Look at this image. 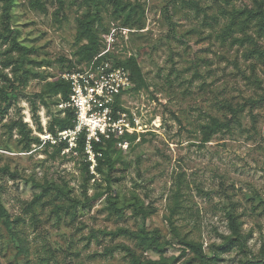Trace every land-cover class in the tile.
<instances>
[{
  "label": "rangeland",
  "instance_id": "rangeland-1",
  "mask_svg": "<svg viewBox=\"0 0 264 264\" xmlns=\"http://www.w3.org/2000/svg\"><path fill=\"white\" fill-rule=\"evenodd\" d=\"M116 1L135 8L131 26L123 27ZM38 2L13 0L8 18L0 0V204L9 221L6 227L0 220V264H130L126 248L142 261L161 257L118 229L158 231L160 242H171L163 256L184 264L194 254H182L165 220L179 185L181 205L194 216L175 225L204 255L217 256L208 264H264V62L254 53H264V0ZM237 10L251 14L247 24ZM87 15L97 16L92 27L101 42L116 29L112 56L104 60L135 57L148 86L119 101L148 133L136 134L126 150L116 148L118 181L109 187L85 169L82 153H57L38 136L60 109L58 96L41 98L45 83L86 66L76 63L84 43L76 38ZM250 97L253 104L229 128L202 142L212 119L226 121L223 105L240 108ZM17 121L29 137L10 128ZM111 190L120 200L136 195L152 211L146 222L130 210L110 214ZM229 210L244 248L224 246Z\"/></svg>",
  "mask_w": 264,
  "mask_h": 264
},
{
  "label": "trees",
  "instance_id": "trees-1",
  "mask_svg": "<svg viewBox=\"0 0 264 264\" xmlns=\"http://www.w3.org/2000/svg\"><path fill=\"white\" fill-rule=\"evenodd\" d=\"M5 1H6L5 12H7L6 14L8 15L9 18L10 16L8 14L9 12L8 10L13 4V0H5ZM38 1L39 0H36L37 4H39ZM114 4L117 6V9L119 10V11L116 10V13H119V15H123V24H122L123 27L127 28L128 26H131V23L133 22L136 14L135 8L130 5L121 6L120 5L121 3L118 1H116V3ZM33 5L34 3L32 2V6ZM235 13L244 17L245 18L244 22L246 24L249 21V18L251 17V14H246L244 10L242 11L237 10L235 11ZM233 16L235 17V15ZM259 19H260L259 22H262V20H264V13L261 14ZM96 20H97L96 15H87L85 19L78 20L79 26H78V34L76 40L77 43L81 42L82 40L84 41V43L81 46H79L78 51L76 53L77 64L84 63V65L87 66L95 57H97V55H99L105 49L104 48L105 45L103 44V42H101V37L98 36L96 31H94L92 27L93 22ZM233 22H234V18L231 19V23ZM8 31L9 34H11L12 36L14 32L11 29H8ZM103 31H105V29ZM106 31L105 34L109 32V29ZM17 33L18 32L16 31V34ZM114 45L115 43L113 44V46ZM14 46L17 49L23 48L20 46V43H18L15 40H14ZM24 52H27V50L24 49ZM254 53H256L260 59H263L264 62V53H262L258 49H256ZM111 56L112 55L108 52L101 59L104 60L105 57H111ZM7 66L8 65H4V68H6ZM114 66L123 67L129 71L131 82L134 85L133 89L131 90L138 92L143 88L145 89L148 88L146 81L142 76V72L139 67L138 61L135 57L130 56L126 60H119L118 62H116V64H114ZM71 68L69 70H71ZM43 88H45L43 92L42 91L40 92V96L42 99L46 97L53 98L58 96L59 99H54V103L56 105L67 102L69 100V94H70L69 85L60 78H56L51 82L45 83ZM248 104L251 105L253 104V98L251 97L248 98L245 101L244 105L241 106L240 108H233L229 105H223V107L228 110V117L226 121L222 123L217 119H212L211 124L204 127L205 131L202 135V139H201L202 142L203 143L209 142L211 136L220 132L219 130H221L222 128H229L230 123L238 119L239 114L244 110V108H246L245 105L247 106ZM60 113H64L63 117H60ZM58 114L59 116L53 117L48 125V132L53 135L56 134L57 130L62 131L73 126L72 124L73 113L71 110L59 109ZM14 126H17L19 132L24 133V136L26 138L29 137L28 136L29 131L26 130V125L23 124L22 121H17L15 123L10 124L11 129ZM136 138H137L136 134H132V135L127 134L121 140H127L129 144H132L136 140ZM32 140L38 141V139L35 137H33ZM139 141H142L141 138ZM43 146L46 147L49 145L47 144ZM66 147L67 144L64 142L58 144L55 147H50V148H56L55 151L57 153L59 152L61 153L63 149H65ZM93 149L95 152L101 153V157L96 158L97 165L95 171L101 177V179L106 182V184L108 185L107 187H109V185L112 182L118 181V178L115 179L114 177H112V171H114L115 164L117 162V160H114V155L116 154L115 141L114 140L105 141L102 144L94 145ZM77 150L79 151L80 154L83 151L81 139L78 140ZM84 166L85 169H87L89 164L86 163L84 164ZM43 192H45V190ZM181 196L182 194L180 193V185H179L176 191L173 192V197H172L174 199L173 204L169 205L168 215L165 217V220L167 221L170 228V236L172 242L182 247L181 249L182 254H185L187 250L193 252L194 256L188 261H186L184 264H208L209 262L215 261L217 259L216 255L213 256L211 255V257H207L206 255H204L202 247L199 243H196L195 241H192L188 239L186 236H182L179 233V230L175 225V221L178 220L179 217L185 218L187 215L194 216L191 213V210L181 205L182 204V201H180V199L182 198ZM120 198L121 197L115 191L110 192V194H108V196L106 197V201H107L106 209L110 214L122 215L126 210H130L131 216H134L135 218H140L143 222H146L147 218L149 217V214H151L152 211H150V209L148 210L143 209L142 203L139 201V198L136 195H132L131 199L129 200L125 199L124 197H122L123 200H120ZM84 199L86 203H88V201L90 200L86 197L85 194H84ZM74 203L80 204L75 201ZM226 217L228 221V228L231 232V235L230 237L226 238L224 246L226 245L232 246L234 243H238L240 248H244L245 238L240 234L239 228L235 222L236 220L235 215L232 213V211L229 210L226 212ZM1 219L7 221L8 216L6 210L0 204V220ZM6 227H9V221L6 222ZM117 233H120L122 235H127L130 238H133L136 241L138 247H140L144 251L153 252L161 256L159 259H145L142 261L133 252H131L130 249L126 248L127 251L129 252L128 257L130 258V264H176L178 260L175 258H171V259L165 258L163 256L166 246L171 245L170 244L171 242L170 243L160 242V234L156 230L147 231L145 229H141L138 232H134V231H130L129 229H118ZM258 264H263V263L258 262Z\"/></svg>",
  "mask_w": 264,
  "mask_h": 264
},
{
  "label": "built area",
  "instance_id": "built-area-1",
  "mask_svg": "<svg viewBox=\"0 0 264 264\" xmlns=\"http://www.w3.org/2000/svg\"><path fill=\"white\" fill-rule=\"evenodd\" d=\"M116 40L113 28L102 36L105 49L90 64L80 71H65L59 75L70 89L69 100L59 104V108L72 111L73 126L57 130L55 135L46 130L38 135L42 145L55 147L65 142L67 147L62 153L73 155L79 152L77 145L81 139L84 162L89 164L91 174L96 173V158L101 157L100 152L94 151V145L114 140L116 148L126 150L129 142L121 140L125 135L147 132L134 115L129 117L126 109H120L119 101L134 87L129 71L101 59Z\"/></svg>",
  "mask_w": 264,
  "mask_h": 264
}]
</instances>
